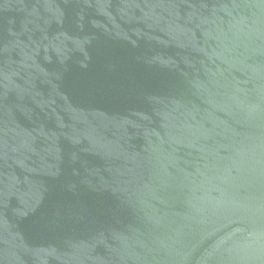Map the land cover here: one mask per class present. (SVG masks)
<instances>
[{
	"label": "water",
	"instance_id": "obj_1",
	"mask_svg": "<svg viewBox=\"0 0 264 264\" xmlns=\"http://www.w3.org/2000/svg\"><path fill=\"white\" fill-rule=\"evenodd\" d=\"M0 264H264V0H0Z\"/></svg>",
	"mask_w": 264,
	"mask_h": 264
}]
</instances>
